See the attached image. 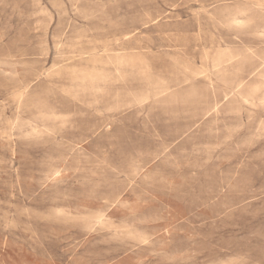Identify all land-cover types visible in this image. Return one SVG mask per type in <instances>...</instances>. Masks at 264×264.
Returning a JSON list of instances; mask_svg holds the SVG:
<instances>
[{"label": "rangeland", "instance_id": "obj_1", "mask_svg": "<svg viewBox=\"0 0 264 264\" xmlns=\"http://www.w3.org/2000/svg\"><path fill=\"white\" fill-rule=\"evenodd\" d=\"M228 1L0 0V264H264V0Z\"/></svg>", "mask_w": 264, "mask_h": 264}, {"label": "bare ground", "instance_id": "obj_2", "mask_svg": "<svg viewBox=\"0 0 264 264\" xmlns=\"http://www.w3.org/2000/svg\"><path fill=\"white\" fill-rule=\"evenodd\" d=\"M209 1V0H208ZM212 1V0H211ZM228 1V0H227ZM192 2V1H191ZM202 2V1H201ZM207 2V1H206ZM229 2V1H228ZM235 2V1H234ZM205 3V2H204ZM154 18H155V16H154ZM242 20V19H241ZM246 20V19H245ZM155 21V20H154ZM153 22V21H152ZM185 28H187V27H185ZM156 31V30H155ZM185 32V31H184ZM133 42V41H132ZM142 46V45H141ZM144 46V45H143ZM199 48H200V46H199ZM150 52V51H149ZM189 59V58H188ZM190 61V60H189ZM242 135V134H241Z\"/></svg>", "mask_w": 264, "mask_h": 264}]
</instances>
